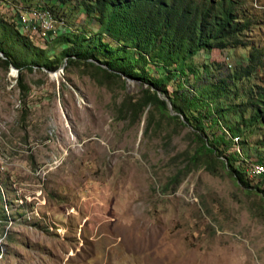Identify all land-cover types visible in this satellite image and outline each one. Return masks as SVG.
<instances>
[{"label": "rangeland", "instance_id": "1", "mask_svg": "<svg viewBox=\"0 0 264 264\" xmlns=\"http://www.w3.org/2000/svg\"><path fill=\"white\" fill-rule=\"evenodd\" d=\"M46 1L62 5V29H97L77 0H0V19L12 27ZM250 5L263 16L253 45L264 50V0ZM27 33L29 48L4 44L18 59L60 58L62 34ZM208 57L229 72L227 51ZM23 73L24 84L0 60V264H264V177L247 191L218 158L193 161L189 125L120 112L126 93H140L137 80L66 59ZM252 82L264 83V67ZM257 138L233 149L247 139L246 157L260 160Z\"/></svg>", "mask_w": 264, "mask_h": 264}, {"label": "trees", "instance_id": "2", "mask_svg": "<svg viewBox=\"0 0 264 264\" xmlns=\"http://www.w3.org/2000/svg\"><path fill=\"white\" fill-rule=\"evenodd\" d=\"M251 2L77 0L74 6L83 13L84 21L89 19L98 26L96 30L73 32L71 26L65 27L59 36L60 58L41 56L38 61H28L25 57L18 59L15 47L4 44L11 40L29 48L21 38L30 34L20 23L8 27L0 19V51L4 53L0 60L7 67L11 64L19 69L22 84L25 66L32 69L36 64L57 70L64 59L69 65H94L124 84L128 79L139 81L140 93H126L118 107L120 112H130L135 117L148 112L152 117L154 111H160L162 116L189 125L198 142L191 155L193 161L200 160V156L207 163L218 158L240 186L252 191L256 187L251 177H264L251 175L254 161L264 163V83L252 82L264 67V50L253 45V34L263 23V16L255 6L251 7ZM41 6L59 18L54 11L62 5L57 1H46ZM213 50L227 51L232 56L228 59L233 63L226 60L230 65L227 74L220 71L221 64L209 61ZM248 133L258 136L252 149L260 160L246 157L243 148L248 147L247 139L242 141L246 145L233 149L236 137Z\"/></svg>", "mask_w": 264, "mask_h": 264}, {"label": "built area", "instance_id": "3", "mask_svg": "<svg viewBox=\"0 0 264 264\" xmlns=\"http://www.w3.org/2000/svg\"><path fill=\"white\" fill-rule=\"evenodd\" d=\"M19 23L28 32H36L39 36L52 38L60 34L62 25L64 22L57 18L51 10L46 6H38L27 12L21 13ZM240 138L236 137L238 141ZM253 163V162H252ZM252 176H263L264 175V163L254 161L251 167Z\"/></svg>", "mask_w": 264, "mask_h": 264}, {"label": "water", "instance_id": "4", "mask_svg": "<svg viewBox=\"0 0 264 264\" xmlns=\"http://www.w3.org/2000/svg\"><path fill=\"white\" fill-rule=\"evenodd\" d=\"M0 55L3 56L4 53L2 51H0ZM14 69H17V71L19 70L18 68H16L15 66H13ZM170 107H171V113H174L173 111V108H172V105L170 104Z\"/></svg>", "mask_w": 264, "mask_h": 264}]
</instances>
